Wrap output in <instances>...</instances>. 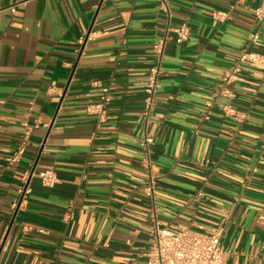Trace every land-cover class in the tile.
<instances>
[{
  "label": "crops",
  "instance_id": "obj_1",
  "mask_svg": "<svg viewBox=\"0 0 264 264\" xmlns=\"http://www.w3.org/2000/svg\"><path fill=\"white\" fill-rule=\"evenodd\" d=\"M165 1L169 13L161 0H0V264H143L145 134L160 221L225 220V264H264V63L238 59L264 55V21L251 11L264 0ZM181 23L189 34L176 42ZM164 35L146 120L152 44ZM103 87L111 101L98 123L85 105ZM23 123L32 126L24 153L9 160ZM31 169H52L57 181L33 175L19 200Z\"/></svg>",
  "mask_w": 264,
  "mask_h": 264
},
{
  "label": "built area",
  "instance_id": "obj_2",
  "mask_svg": "<svg viewBox=\"0 0 264 264\" xmlns=\"http://www.w3.org/2000/svg\"><path fill=\"white\" fill-rule=\"evenodd\" d=\"M161 8L166 13H169L168 4L165 0H161ZM11 11L14 7L10 8ZM253 16L258 21H264V1L255 6L252 10ZM227 15L223 11H213L212 16L215 19H223ZM175 41L181 42L189 34V26L186 23H181L173 29ZM252 40L258 38L257 34H251ZM168 36L157 39L152 44L154 61L149 67L147 80L144 87V109L146 120L150 117L152 108L156 101V92L159 88V76L161 72L162 59L164 48ZM239 62L241 61H256L264 63V55L254 51H241L239 54ZM239 63L231 66L225 73L222 82L229 84L233 80V75L238 73ZM230 95V93H228ZM111 101V95L107 87L102 88V94L98 101L85 105L87 114L94 115L98 123H103L106 120L108 106ZM224 112L228 115H233L239 119V114L236 109L229 104L224 105ZM207 117V116H205ZM23 141L17 148L16 153L9 160L15 159L19 154H23L25 150L26 140L30 134L31 127L27 123H23ZM34 126H36L34 124ZM47 127L48 123L43 124ZM153 144V139L149 135H144L140 141V146L144 152L141 166L146 175V185L144 187L146 194L151 199L150 225L148 228V238L146 250L141 254L145 257L143 264H225L226 251L221 243V238L225 230V220H221L217 225L211 227H203L194 223L178 224L169 226L163 224L158 217V208L155 202V186L156 175L152 170V162L150 160V146ZM36 175L40 178L41 183L46 186H52L56 183L57 178L52 169L35 171L34 169L27 170L22 178V183L18 188L19 200H23L25 195L30 192L29 177ZM201 192H197L196 197H200ZM19 201L12 204L15 208L19 205ZM72 211L66 212L64 219H70Z\"/></svg>",
  "mask_w": 264,
  "mask_h": 264
}]
</instances>
